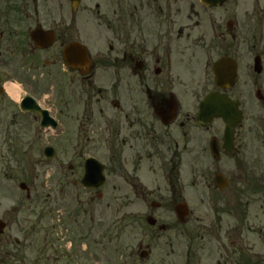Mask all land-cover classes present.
Instances as JSON below:
<instances>
[{
  "label": "flooded vegetation",
  "instance_id": "flooded-vegetation-1",
  "mask_svg": "<svg viewBox=\"0 0 264 264\" xmlns=\"http://www.w3.org/2000/svg\"><path fill=\"white\" fill-rule=\"evenodd\" d=\"M255 106L264 0H0V125L51 131L58 190L0 264H264Z\"/></svg>",
  "mask_w": 264,
  "mask_h": 264
},
{
  "label": "rangeland",
  "instance_id": "rangeland-1",
  "mask_svg": "<svg viewBox=\"0 0 264 264\" xmlns=\"http://www.w3.org/2000/svg\"><path fill=\"white\" fill-rule=\"evenodd\" d=\"M251 116L264 117V110L257 109L255 106ZM28 131L29 128L26 126V133L22 135L18 132L14 133V128L11 126L0 125V220L7 224L16 220L11 228L12 232H5L2 237L0 236V253H4L11 247L12 239L21 240L19 231L29 228L28 224L24 222L26 220L36 221L41 211L40 207L35 205L36 202L33 203V211L22 209L29 203L22 201L25 198V193L18 188L20 183H25L29 187L32 198L42 199L47 195L49 197L58 196V190L54 183L55 175L49 169L55 165V162L52 160L47 163L42 155L44 146L54 145L53 137L42 138L40 141L33 142L34 145L27 137L33 136L32 131ZM31 146L33 148H30ZM44 163L49 168L41 169L40 167ZM22 204L23 206H21ZM15 207L18 209L12 212ZM29 213L33 215L29 216ZM33 224L31 223V225ZM9 234H12L11 240L7 238Z\"/></svg>",
  "mask_w": 264,
  "mask_h": 264
},
{
  "label": "bare ground",
  "instance_id": "bare-ground-1",
  "mask_svg": "<svg viewBox=\"0 0 264 264\" xmlns=\"http://www.w3.org/2000/svg\"><path fill=\"white\" fill-rule=\"evenodd\" d=\"M8 91L11 94L13 93V95H16L18 93V89L16 87H14V86L9 87Z\"/></svg>",
  "mask_w": 264,
  "mask_h": 264
},
{
  "label": "water",
  "instance_id": "water-1",
  "mask_svg": "<svg viewBox=\"0 0 264 264\" xmlns=\"http://www.w3.org/2000/svg\"><path fill=\"white\" fill-rule=\"evenodd\" d=\"M223 116H225V117H227V118H230L229 115H228V116H227V115H223ZM50 153H51V150H46V151H45V154H46V156H47L48 158H51V156H52V155H49Z\"/></svg>",
  "mask_w": 264,
  "mask_h": 264
}]
</instances>
